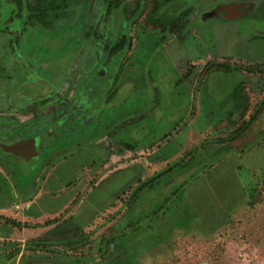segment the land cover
<instances>
[{"label": "rangeland", "instance_id": "rangeland-1", "mask_svg": "<svg viewBox=\"0 0 264 264\" xmlns=\"http://www.w3.org/2000/svg\"><path fill=\"white\" fill-rule=\"evenodd\" d=\"M216 5L200 7L182 50L143 37L133 55L119 47L105 71L95 63L84 97L105 106L103 116L91 106L63 129H30L35 149L28 163L0 151L12 169L0 175V264H264V109L240 139L222 142L264 98V75L237 69L264 65V0L246 6L243 18L205 21ZM32 42L47 68L22 59L14 65L11 37L0 34V78L10 92L71 67L82 43L56 29H42ZM32 90L21 92L46 89ZM118 127L115 180L99 182L92 194L82 184L75 201L33 184L54 150L51 187L76 179L72 170L96 160L97 142ZM155 176L130 203L132 192ZM7 219L20 223L9 226ZM44 239L51 242L46 251L28 246Z\"/></svg>", "mask_w": 264, "mask_h": 264}, {"label": "flooded vegetation", "instance_id": "flooded-vegetation-1", "mask_svg": "<svg viewBox=\"0 0 264 264\" xmlns=\"http://www.w3.org/2000/svg\"><path fill=\"white\" fill-rule=\"evenodd\" d=\"M92 1L33 0L25 1L26 6L23 11H19L12 3H8L2 11L1 17L5 25L0 26V34L11 37L10 48L18 57L12 59L13 64L22 59L26 63L28 60L33 64L36 63L38 69L47 68L46 62L43 65L38 64L42 60L32 45L33 38L42 29L47 31L56 29L68 35L70 39H74L76 43L82 42L77 48L78 55L74 64L62 69V72H55L49 79L36 82L27 81L26 84L10 92L9 87H6L0 78V88H3L0 91V144L13 146L20 143L17 149L20 156L5 152L0 148L6 157L27 163L30 161L35 147L26 134L36 126L46 129L44 127L55 124L63 129L77 116L88 115L91 106L96 109L98 115L103 116L105 106L95 107L96 102L92 103L84 97L91 74L90 68L93 66L96 68L95 63L99 62L100 72L105 71L115 51L123 45L127 47L126 57L133 55L142 46L143 37L147 39L158 37L165 40V48L169 51H172V44H174L173 51L182 50L184 46H181V43L185 42L189 33V22H195L200 14V7L213 0H94L91 6ZM174 1L182 5L180 10H174L172 7ZM214 1L217 3L215 8L223 5H238L246 8L261 0ZM31 3L36 6L34 16L28 10V5ZM209 13L210 11L206 15ZM118 18L119 24H116ZM121 18L123 22H120ZM115 34H118V40L109 46L108 40L112 39ZM2 71L0 69V72ZM29 73H31L30 70L25 73L26 79L31 77ZM26 87L33 89L34 93L35 91L41 92L44 88L46 90L38 95H23L21 90ZM112 116H114L113 120L119 118L117 112ZM71 148H75V144ZM95 148L98 149L96 160L85 162L79 165L77 170H72L76 179L63 184L57 182L59 183H56L57 187H51L50 181L54 178L53 173L57 172L56 167L51 164L52 157L55 158L54 150L33 180V184L41 183L40 193L49 194L52 198L63 199L65 197V200L79 199L82 195L76 190L82 184L90 190L89 194L94 193L99 182L113 181L119 173V127L115 128L107 139L99 140ZM56 153H61V151H56ZM8 173L12 174L10 161L0 156V175L5 176L4 174L8 175ZM78 173L81 176H77ZM92 184L93 187H91ZM31 193L29 191L28 195L19 196V198L30 197ZM118 196L119 192L111 195L112 199ZM34 199L35 197L32 200ZM68 208H65L64 212ZM7 220L20 223L13 219Z\"/></svg>", "mask_w": 264, "mask_h": 264}, {"label": "trees", "instance_id": "trees-1", "mask_svg": "<svg viewBox=\"0 0 264 264\" xmlns=\"http://www.w3.org/2000/svg\"><path fill=\"white\" fill-rule=\"evenodd\" d=\"M25 1H28V0H0V20L3 21L2 17H1V13L6 8V5L8 3H12L14 6H16L18 8L19 11H23L24 7L26 6ZM28 10H29V13H31V15L34 16L36 13V6L32 5V4L28 5ZM219 68L223 69L225 67L223 65H220L219 67H217V69H219ZM237 69L239 71H242V72L247 71L249 74H262V75H264V65H255V66H248V67L240 66V67H237ZM263 109H264V98H263L262 102L257 105L254 112L249 116V119L247 121H245L243 123V125H241V127H239L236 131H234L230 137H228L227 139H224L222 142L224 143V142L236 141V140L240 139L242 137V135L249 129L251 124L257 119L258 115L260 114V112ZM156 180H157V177L155 176L154 178L149 179V180L143 182L142 184L140 183L141 186H138L137 189H135L132 192L131 197H130V203H133L136 200V198H138V196L145 189L151 187ZM7 222L9 223V225H12V226L19 225L18 223H15L12 220H7ZM29 226L30 225H27V227H29ZM81 241H82V239H77L76 241H70L67 243L72 244V243H78ZM50 244H51V242L44 239V240L30 242V243H28V246H30V248L33 250L39 249L41 251H46ZM14 256L15 255H11V258H13Z\"/></svg>", "mask_w": 264, "mask_h": 264}, {"label": "water", "instance_id": "water-1", "mask_svg": "<svg viewBox=\"0 0 264 264\" xmlns=\"http://www.w3.org/2000/svg\"><path fill=\"white\" fill-rule=\"evenodd\" d=\"M93 3L94 0L92 1L91 6H93ZM245 16H246L245 7L238 5H223L215 8L212 12L207 14L204 17V20L207 21L210 19H219L221 21H234L243 18ZM19 144H15L13 146L0 144V148L5 152H10L16 156H20L19 155L20 153L17 152V149H19Z\"/></svg>", "mask_w": 264, "mask_h": 264}]
</instances>
